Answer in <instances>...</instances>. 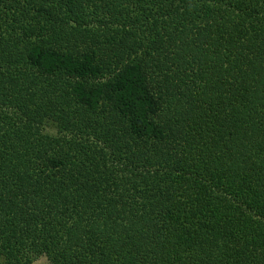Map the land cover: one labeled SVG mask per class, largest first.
I'll use <instances>...</instances> for the list:
<instances>
[{
  "label": "trees",
  "instance_id": "1",
  "mask_svg": "<svg viewBox=\"0 0 264 264\" xmlns=\"http://www.w3.org/2000/svg\"><path fill=\"white\" fill-rule=\"evenodd\" d=\"M264 264V0H0V264Z\"/></svg>",
  "mask_w": 264,
  "mask_h": 264
},
{
  "label": "rangeland",
  "instance_id": "2",
  "mask_svg": "<svg viewBox=\"0 0 264 264\" xmlns=\"http://www.w3.org/2000/svg\"><path fill=\"white\" fill-rule=\"evenodd\" d=\"M32 264H49V261L45 255H42V256L38 257L37 259H35L32 262Z\"/></svg>",
  "mask_w": 264,
  "mask_h": 264
}]
</instances>
